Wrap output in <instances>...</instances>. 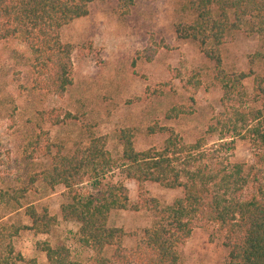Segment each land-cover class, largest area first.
Returning a JSON list of instances; mask_svg holds the SVG:
<instances>
[{
	"label": "trees",
	"instance_id": "16d2710c",
	"mask_svg": "<svg viewBox=\"0 0 264 264\" xmlns=\"http://www.w3.org/2000/svg\"><path fill=\"white\" fill-rule=\"evenodd\" d=\"M92 1L102 0H0V42L17 40L25 46L27 55L12 53L21 63L24 60L31 73L30 90L62 96L71 85L73 47L61 41L59 30L87 15ZM115 1L118 15H127L132 0ZM186 5L194 18L174 27L176 38L196 41L200 47L206 42L213 46L204 50V55L213 61L214 78L222 90L223 109L207 128L208 132L217 131L215 142L204 147V139L198 137L183 143L171 128L151 125L147 133L166 134L160 148L135 150L131 128L118 132L121 154L117 158L105 149L103 135H90L71 153L57 148L40 172V179L49 187L62 186L66 200L59 205L60 217L76 224L75 242L90 253L85 260H76L65 245L40 240L34 247L43 253L44 262L38 263L34 257L24 259L10 241L18 228L5 233L2 226L0 264H179L178 246L200 223L211 224L221 233L222 245L227 249L225 264H264V78L253 77L252 98L259 107L244 111L241 107L247 94L242 79L246 74L225 72L217 52L226 33L241 26L257 35L264 46V0H186ZM149 39L134 52L132 65L151 61L159 48L167 47ZM259 55L262 52L254 53L252 58L256 60ZM187 82L195 89L199 85L197 79L189 78ZM17 87L21 91L25 88L19 81ZM37 114L40 120L47 115L50 125L75 118L56 108ZM235 139H246L253 148L254 161L246 171L241 163L228 160ZM33 143V152L50 155V144ZM118 162L125 178L133 180L139 189L135 203L129 201L128 190L121 182L95 190L79 188L82 182L96 180ZM146 181L164 188H180L182 194L161 206L141 189ZM20 196L0 191V200L13 207L20 206ZM128 209H145L153 214L150 225L132 248L122 246L125 233L121 227L106 225L111 211ZM25 213L30 224L23 227L34 233H47L55 221L45 208L36 211L27 205ZM106 247L113 248L109 256L104 253Z\"/></svg>",
	"mask_w": 264,
	"mask_h": 264
},
{
	"label": "rangeland",
	"instance_id": "374dc122",
	"mask_svg": "<svg viewBox=\"0 0 264 264\" xmlns=\"http://www.w3.org/2000/svg\"><path fill=\"white\" fill-rule=\"evenodd\" d=\"M193 18L186 0H132L124 16L118 15L115 0L90 2L87 15L59 30L61 41L73 47L72 83L62 96L30 90L31 73L24 60L21 63L12 53L27 55L25 46L17 40L0 42V191L22 194L17 198L19 207L0 200V228L5 226V233L18 228L10 241L24 259L34 257L38 263L44 262L43 253L34 247L40 240L65 245L76 260L83 261L90 253L75 242L76 224L60 217L59 205L66 200L62 186L49 187L40 179V172L57 148L71 153L90 135H103L105 149L117 158L121 154L117 135L124 128H131L135 150L160 148L166 134L147 133L151 125L171 128L183 143L198 137L204 139V147L215 142L217 131L208 132L207 128L223 109L222 90L214 78L213 61L204 55V50L213 46L206 42L200 47L196 41L177 39L174 33L176 25ZM149 38L167 47L159 48L151 61L132 65L134 52ZM217 49L225 72L246 74L242 85L247 97L241 108H258L252 89L254 76L264 78V46L260 39L241 26L228 31ZM258 52L262 55L254 60L252 55ZM189 78L199 81L197 89L187 82ZM18 81L25 86L22 91L17 87ZM53 108L68 111L75 118L56 125L48 123L47 115L39 119V111ZM35 140L42 146L50 144V155L33 152ZM228 160L241 163L246 171L254 161L249 141L235 139ZM261 179L264 180L263 174ZM118 182L126 186L129 201L135 203L139 189L133 180L125 178L120 162L96 180L82 182L79 188L95 190ZM141 189L161 206L182 194L180 188H164L148 181L142 183ZM27 205L36 211L45 208L55 218L47 233H34L23 227L30 224L25 213ZM152 218L153 214L145 209L114 210L106 225L121 227L125 233L122 246L132 248ZM112 249L106 247L105 255L109 256ZM177 252L179 264H225L227 249L213 225L200 223Z\"/></svg>",
	"mask_w": 264,
	"mask_h": 264
}]
</instances>
